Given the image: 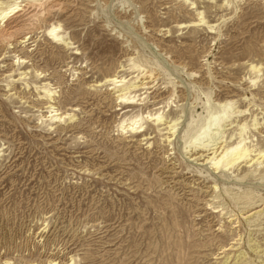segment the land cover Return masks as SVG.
Returning <instances> with one entry per match:
<instances>
[{
  "label": "rangeland",
  "instance_id": "374dc122",
  "mask_svg": "<svg viewBox=\"0 0 264 264\" xmlns=\"http://www.w3.org/2000/svg\"><path fill=\"white\" fill-rule=\"evenodd\" d=\"M58 1L25 45L0 48V263L264 264V162L219 173L182 139L233 100L264 150V0ZM51 24L78 54L48 38ZM134 64L154 70L146 99L119 104L104 81ZM46 83L73 120L41 118ZM158 111L179 118L171 144L149 121L119 128Z\"/></svg>",
  "mask_w": 264,
  "mask_h": 264
},
{
  "label": "bare ground",
  "instance_id": "6f19581e",
  "mask_svg": "<svg viewBox=\"0 0 264 264\" xmlns=\"http://www.w3.org/2000/svg\"><path fill=\"white\" fill-rule=\"evenodd\" d=\"M189 5L190 9L196 10L194 2H190ZM56 8H61V3L58 0H0V48L10 47L12 44L25 45L31 39V34L39 27L41 21L47 19L51 11ZM196 14L199 19L194 22V24L206 23L202 11L196 10ZM207 27L210 29L213 28L212 25H207ZM46 35L55 43L62 45L66 49H74L75 54H78V50L73 47L70 36L63 30L61 24H51L50 27L46 29ZM21 58L22 57L17 56L16 62L18 64L25 63V59L20 61ZM133 67L138 73L130 79L115 74L106 77L104 81L109 86L108 90L111 91L119 104H142L146 99V96L141 97V95L146 92L137 94V91L147 88L148 79H153L154 77V70L142 68V66L138 64H134ZM261 68L260 65L250 66V70L253 72H259ZM19 75V79H22L26 73L20 72ZM39 75H41L40 72ZM40 89L42 98L46 101L44 103L46 105V114L41 115V118L51 122V124L63 122L65 120L71 121L75 118L74 113L60 111V109L53 105L55 92L50 88L48 83L43 84ZM208 99H210L209 96L207 102ZM206 103L205 105L209 104ZM209 109L211 108L208 107L207 113L205 112L206 116L204 115V117H202L203 124L194 132L190 133V135L184 134L182 137L184 144L183 149L185 153L189 154L191 161H199L204 165H210L215 170L219 171V173L221 170L224 172H231L232 169L237 170L243 163L244 166L249 165L248 167H254V164H261V162H264V150H256L246 142L247 140L243 133H245L247 129V122L244 120L236 122L235 118L243 114V110L236 109L233 100L218 102L214 106V109ZM163 113L164 112L158 111L153 114L147 113L146 115L126 117L119 124V128L122 132H144V125L149 121L156 127L157 131L161 133L164 140L171 144L174 140L173 135L177 132V122L179 118L168 119ZM201 115L200 113V116ZM234 122H236L237 126L238 141L229 144L225 136L226 127L232 126ZM251 125H258L256 117L253 118V123ZM213 187L215 190L217 189L216 185ZM214 208L216 209L219 207L215 206ZM218 211L220 210H216V212ZM258 213V210L250 212L248 217L252 218L254 214ZM71 262L72 260L62 263L56 260H49L47 264H73ZM0 264H13V262L5 260Z\"/></svg>",
  "mask_w": 264,
  "mask_h": 264
}]
</instances>
